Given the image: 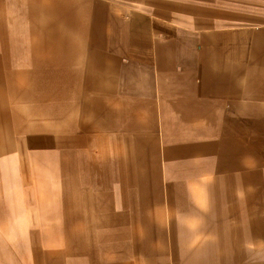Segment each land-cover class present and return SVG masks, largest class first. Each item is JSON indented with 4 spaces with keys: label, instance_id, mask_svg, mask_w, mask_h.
<instances>
[{
    "label": "rangeland",
    "instance_id": "rangeland-1",
    "mask_svg": "<svg viewBox=\"0 0 264 264\" xmlns=\"http://www.w3.org/2000/svg\"><path fill=\"white\" fill-rule=\"evenodd\" d=\"M138 18L151 31L143 57L129 54L125 31ZM175 28L215 43H203L209 58L200 73L170 68ZM260 47L264 0H0V264H264V202L250 211L243 201L236 212L233 200L264 183L260 172L242 174L264 169V122L237 125L221 111L222 100L253 90L246 69L264 58ZM40 54L59 77L35 74ZM125 94L126 113L106 125L94 102L117 108ZM163 94L188 109L183 132L205 127L214 141L200 174L173 151L164 167ZM151 132L143 197L132 150L136 135ZM215 176L224 191L208 201L216 209L181 206L203 205Z\"/></svg>",
    "mask_w": 264,
    "mask_h": 264
},
{
    "label": "crops",
    "instance_id": "crops-1",
    "mask_svg": "<svg viewBox=\"0 0 264 264\" xmlns=\"http://www.w3.org/2000/svg\"><path fill=\"white\" fill-rule=\"evenodd\" d=\"M141 19L138 18V22ZM142 22V23H141ZM139 23H135L132 21L129 23V28L125 31L129 34V51L131 56L143 57L147 54L146 50L149 48V41L151 40V31L147 27L146 21L143 20ZM142 27V29L140 28ZM205 40V41H204ZM206 42L208 47H216L215 43H212L210 36V43L208 42V38L206 34L201 33L200 31L186 29V28H175L173 33L169 35V39L167 40V48L169 49L168 60L169 66L172 71L178 75L181 74H196L203 71V67L206 65L209 56H205V49L203 48V43ZM154 46L157 47V45ZM261 48V47H260ZM260 48H256V51ZM261 51H264V48H261ZM7 55V50L0 49V57H4ZM41 58H37L38 60V68L35 71L36 75H40L43 77H59L60 70H52L50 71V64L44 60V56L40 54ZM35 61V58L33 59ZM35 63V62H34ZM71 72V71H69ZM162 72V69L161 71ZM27 74H31V69L26 71ZM86 81H90L89 79H85ZM246 82L248 83V87H252L253 90L248 88L247 94L240 95H231L226 99L221 101V111L222 115L226 120H233L238 125L240 122L246 120L251 122H264V98H262V94H264V58H259L254 60L252 63L250 62L246 69ZM94 82V81H93ZM66 87L63 85L62 90L65 91ZM128 89V86L126 87ZM257 90V93L256 91ZM125 92V91H124ZM254 93V94H253ZM259 94V95H258ZM22 95H24L22 93ZM129 94L124 95L127 97ZM129 99V97H128ZM94 102V100H92ZM141 103V101H140ZM158 108L156 111L160 114V123L159 128V139L161 141L162 153L161 159L164 161V167H168L169 158L166 155L167 152H172L180 155L179 157L186 158L187 169L190 172H197L200 174L204 169L207 168L208 161L204 155L207 149L210 147H214V141L211 139H207L204 136V132L207 128L195 127V131H191L188 133L183 132V127L185 126V122L187 119L186 114H188V109L186 107L180 108L177 103L167 100V97L163 94V96L159 99ZM128 104H131L130 100H123L120 102L119 107H110V105H102L99 101H95L93 104V111L96 115L102 114V121L105 120L106 125L107 121H110L114 114L126 113L125 108H128ZM174 105V106H173ZM64 106L66 107V101ZM171 108L174 110L175 115H172ZM185 114V115H184ZM64 115V114H63ZM67 117V116H66ZM101 117V116H100ZM66 119V118H65ZM185 121V122H184ZM68 123V122H67ZM127 125V123L125 122ZM143 127L142 123L127 125L128 127ZM145 127V126H144ZM175 131L174 137L175 139H167L169 136V129ZM69 128H67L68 130ZM190 129V128H189ZM188 129V130H189ZM190 131V130H189ZM156 136L154 132H151V135L146 138L140 137V135H136L135 140L133 142V150H132V159L135 164V179L137 185L139 187L140 195L146 197L143 193H145V180L146 176L144 174V170L142 167V162L144 161V151L146 147H148L152 152L155 150ZM197 154L198 156H194ZM156 157V156H155ZM166 159H168L166 161ZM185 160V159H183ZM183 160H178L179 162L177 166L181 165ZM251 162V161H250ZM252 163V162H251ZM180 168V166H179ZM210 168H215L213 164ZM264 174V169L262 170H251L247 172H242L247 176H251L257 173ZM225 175V172L219 174ZM216 177V176H215ZM214 178L210 183H206L204 185V199L205 203L199 206H187L184 203L181 206L188 207L190 210L194 212H209L210 209H216L218 206L211 205L208 201L212 199L218 200V196L224 192L219 186L220 178ZM254 187L252 189L248 188H240V191L234 197V207L236 212H243V201H251V207L256 210L262 202H264V183H258V181H254ZM170 190H174L178 194V200H182V185L180 182H174L170 186ZM228 192V191H226ZM227 194V193H226ZM141 198V197H140ZM144 199V198H142ZM232 200V199H230ZM254 200V201H253ZM260 212V211H259ZM191 213V212H189Z\"/></svg>",
    "mask_w": 264,
    "mask_h": 264
}]
</instances>
